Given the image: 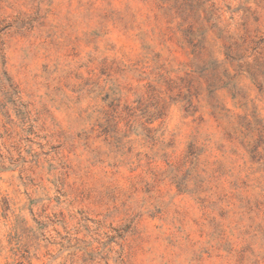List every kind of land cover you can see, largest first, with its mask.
<instances>
[{
    "label": "rangeland",
    "instance_id": "1",
    "mask_svg": "<svg viewBox=\"0 0 264 264\" xmlns=\"http://www.w3.org/2000/svg\"><path fill=\"white\" fill-rule=\"evenodd\" d=\"M166 7L0 0V264H264V86L209 89ZM181 10L264 79V0Z\"/></svg>",
    "mask_w": 264,
    "mask_h": 264
},
{
    "label": "trees",
    "instance_id": "2",
    "mask_svg": "<svg viewBox=\"0 0 264 264\" xmlns=\"http://www.w3.org/2000/svg\"><path fill=\"white\" fill-rule=\"evenodd\" d=\"M166 4V10L173 12V17L169 20V24L178 21L176 34H181L180 42L191 49V55L194 59L200 57L203 58L204 70L208 76V88L213 89L219 84H224L222 87L229 88L230 95L233 99L239 96L238 78L244 73L253 80L256 84L263 87L264 79L262 78L261 64H257L262 57L257 56L255 64L248 63L245 59V52L248 50L250 41L248 37L240 38V41L232 42L233 38L228 45L224 42L221 43V37L212 43L209 40L208 32L196 30L191 24H189V16L182 13V6L184 0H163ZM180 11V12H178ZM226 40V38H225ZM219 54L225 56L224 61H219L216 57ZM231 70L237 72L232 74ZM222 82V83H218ZM191 107L188 102L184 106L185 110ZM119 121V120H118ZM155 120H152L150 124H153Z\"/></svg>",
    "mask_w": 264,
    "mask_h": 264
}]
</instances>
